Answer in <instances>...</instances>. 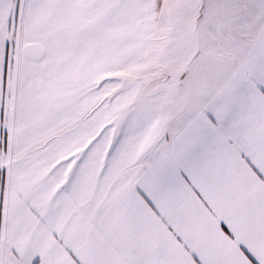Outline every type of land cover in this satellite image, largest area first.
I'll use <instances>...</instances> for the list:
<instances>
[{"label":"snow or ice","instance_id":"obj_1","mask_svg":"<svg viewBox=\"0 0 264 264\" xmlns=\"http://www.w3.org/2000/svg\"><path fill=\"white\" fill-rule=\"evenodd\" d=\"M0 264H264V0H0Z\"/></svg>","mask_w":264,"mask_h":264}]
</instances>
